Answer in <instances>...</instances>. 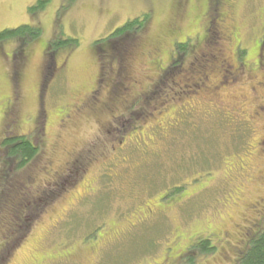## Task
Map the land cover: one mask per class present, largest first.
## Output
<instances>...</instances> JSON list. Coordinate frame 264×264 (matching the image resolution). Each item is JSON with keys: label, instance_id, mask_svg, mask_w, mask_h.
Instances as JSON below:
<instances>
[{"label": "rangeland", "instance_id": "obj_1", "mask_svg": "<svg viewBox=\"0 0 264 264\" xmlns=\"http://www.w3.org/2000/svg\"><path fill=\"white\" fill-rule=\"evenodd\" d=\"M35 2L0 0V32L28 24V9ZM180 2L182 0H76L63 14V2L48 0L46 8L33 21L41 28L40 38L23 47L28 61L24 60L21 67L23 74L19 83L9 80L10 75L13 76L10 56L15 53L17 44L7 42L0 45V125L1 109L6 102H10L11 96L19 98L17 109L21 118H31L38 109V84H48L54 78L43 97L47 121L50 129L53 128L56 116L64 104L73 95L80 92L85 94L93 86L97 74V54L93 48L96 41L107 38L127 21L144 14H149V24L144 34L138 37L133 49L137 45L145 47L149 43L159 45L164 48L161 66H168L161 77L156 73L149 75L156 79L150 104L147 106L146 101L138 104L134 125L141 128L150 139L155 132L154 125L152 118L146 116L153 111L146 107L154 106L156 101L162 103L158 100L167 95L175 96V91L180 92L176 85L178 83H181V91L186 88L192 82L186 81L187 78H198L196 72L199 70L195 67L209 69V84L218 88L215 91L217 99L231 107L238 103V107L243 105L244 109L250 110L251 106L264 101V90L258 85L262 81V74L251 72L254 69L251 64L255 58L256 40L264 34V0H241L239 3L234 26L242 44L240 51H245L241 60L235 57L236 44L234 47L226 45L214 36L213 17L208 20L200 17L205 8V0H188L184 13L178 9ZM54 37L75 38L78 46L74 50L66 48L56 52L52 60L46 48ZM175 40L180 44L177 48L180 52L171 62L169 49ZM222 54L235 68L239 67L236 80L228 75L226 79H221L224 69ZM54 63L59 70L52 77ZM242 63L246 66L244 69L239 66ZM247 65L251 66L250 70ZM184 97V92L177 95V99ZM143 108L148 109L147 112L142 113ZM207 110L206 106L197 104L193 110L172 112L173 126L170 125L161 136L156 133L153 143L148 141V152L144 157L140 151L128 149V169L120 168L113 182L106 177L101 178L93 186L96 191L90 190L81 198L73 199L75 194L71 193L72 198H67L66 203L57 207V211L62 212L59 219L64 221L53 225L54 220H37L4 264H67L66 251L74 254L79 264H156L163 258L174 234L188 238L204 233L209 227L229 228L239 224L243 204L253 202L261 195V191L247 182L252 178L248 177L250 171L235 173L237 181L231 185L234 189H243L239 195L243 204L233 206L232 201L237 196L227 182V169L239 165V157L247 161L250 168L264 167V159L256 160L253 157L248 160L243 149L247 148L245 142L248 138L239 135L237 126L226 123L222 115L207 116ZM127 120L126 117L123 121ZM127 126L128 123H125ZM95 127L93 122L79 124L74 133L65 138L62 147L69 149L76 146L84 149L86 144L89 152L100 151L101 142L107 144L111 137L105 129L103 139H95V144L90 145L94 141ZM50 133L52 135L54 130ZM248 143L251 144L250 140ZM105 148L110 151V143ZM6 156L7 150L0 146V162L4 159L0 163L3 176L0 178V255L3 254L5 234L10 232V236H13L15 232L9 231L14 226L10 225L9 213L5 208L11 202L15 203L18 197L20 203L23 201V206L27 205L30 197H40V192L30 193L33 183L31 171L36 162L24 170H15V163L7 161ZM4 177L7 181H3ZM18 185L21 189L16 198L11 191ZM38 186L39 183L35 189ZM175 187L180 188L181 193L178 195L183 198V203L167 211L165 218L156 216L154 220L158 218V225L152 223L151 226H138L132 233H125L119 242L106 244L91 257L87 256L86 248L99 240L96 226L101 219V212L110 213L111 216L118 210L127 212L128 206L132 205L129 203L131 193L135 197V207L144 199L158 203L163 192L171 193ZM218 253L215 248L209 254L198 252L195 264H216L223 260ZM190 259L193 260L192 257Z\"/></svg>", "mask_w": 264, "mask_h": 264}, {"label": "flooded vegetation", "instance_id": "obj_2", "mask_svg": "<svg viewBox=\"0 0 264 264\" xmlns=\"http://www.w3.org/2000/svg\"><path fill=\"white\" fill-rule=\"evenodd\" d=\"M187 1L182 0L178 4V9H182L180 12L184 13L185 7L188 5ZM240 1L205 0V8L200 16L204 17L205 20L213 17L212 24L214 25L215 37L222 40V42L224 41L223 43L226 45L234 47L236 44L234 48L237 60L242 44L239 42L238 31L234 26V22ZM174 43L169 49L171 62L177 56ZM93 48L97 54V74L93 86L85 94L80 92L73 95L64 104L56 116V123L54 122L55 126L53 128L50 129L47 121L43 97L48 92V86L51 85L50 82L54 78H51L52 80L48 84H41V82L38 84L36 91L38 109L31 118L24 119L18 114L19 98L11 96L10 102H6L1 109L0 146H4L12 140H18L20 146H25L27 143L34 156L19 170H24L36 162L35 168L31 171L33 183L30 193L40 192V197L39 195L35 196L34 199L30 197L27 205L23 206L22 201L17 206L18 216L16 218L18 217V223L14 225L16 228H13L15 229L13 238H9L7 242L2 243L3 253L7 246L13 242L14 236L19 234L18 230L23 226H28L29 232L33 224L40 219L45 221L54 220L53 225L63 222L64 220L59 219L62 212H58L57 207L66 203L65 201L71 197V193L75 194L73 199L81 198L87 195L90 190L96 191L93 186L101 178L106 177L113 182L118 177L120 168H129L128 149L131 148L136 152L140 151L144 157L148 152V141L153 143L156 133L161 136L172 125L174 120L172 112L175 110L183 113L193 110V107H197V104L206 106L208 108L206 111L207 116L222 115L226 123L237 126L239 135L245 139L248 138L245 142L247 148L243 147L248 160L253 157L256 160L264 159V101L251 106L252 109L250 110L244 109L243 105L238 107V103L233 104L231 107L217 99L215 91L218 88L212 86L211 83L209 84V69L203 68L202 70L201 67H195L199 70V72H196L198 78H187L186 81L192 82L186 88L183 87L184 89L181 91V83L176 84L173 82L174 85H178L179 93L175 91L173 93L175 96L170 97L167 95L168 99L164 102L158 103L156 101L154 106L146 107L153 111L146 116V118H152V124L154 125L155 132L151 134L152 138L150 139L134 123L138 114V104L146 101L148 106L149 101L152 100L151 96L156 86V79L149 75L156 73L161 77L167 70L168 66L164 68L161 66V55L164 48L149 43L137 50L136 48L133 49V38L121 45H115V43L108 40V37L102 40L99 47ZM255 51L254 62L251 64L254 69L251 72H261L262 81L258 82V85L260 89L264 90V34L256 40ZM222 57L224 58V61H222L224 69L221 72V79L233 76L232 79L236 80V76L240 71L239 67L235 68L232 62L226 59L225 55L222 54ZM138 58L141 61H135ZM10 61H12L11 68L13 70L17 68L14 64L13 54L10 56ZM23 65L19 66L15 75L12 77L10 75V81L15 80L16 83H19V80L22 79L21 67ZM239 66L244 69L245 65L242 63ZM247 66L250 70L251 66ZM58 70L59 67L54 63L51 72L52 77L56 76ZM139 74H141V77H139ZM181 92L186 93V97L177 99V95ZM147 110L144 109L141 112H147ZM126 117L128 120L125 122L123 120ZM83 122L87 124L93 122L96 125L94 141L90 145L95 144V139H103L104 131L107 129V133L111 137V140L108 141L110 151H106L105 146H108V143L106 144L105 141L101 142L100 151L98 152H89L86 144L83 146L84 149L76 146L69 149L62 147L65 138L74 133L78 125ZM125 123H128L129 127H125ZM51 130H54L52 135H50ZM249 140L251 144L248 143ZM239 161V165L227 169L226 179L228 184L231 185L237 181L235 173L250 171L248 177L252 176V178L247 182L253 187H258L261 191V195L257 196L253 202L243 204L241 197H239L243 189H234L231 185L237 196L232 201V205L239 206L243 204L240 223L233 224L229 228L216 227L212 229L209 227L204 233L188 238H183L181 234H174L171 243L164 251L163 258L156 264H195L197 252H193V247L205 242L209 243L210 247L217 249L219 257L221 256L220 258L223 259L218 261L221 263L216 262V264H238L239 259L248 249L251 240L264 231V167L255 166L250 168L247 161H244L241 157H239ZM37 183H39V186L38 189H35ZM182 199L180 195L173 196L170 191H165L158 203L153 200L147 202L144 199L135 207V197L131 193L129 203L132 205L128 206L127 212L118 210L112 216L110 213L101 212V219L97 223L98 226H96L99 231V240L97 243L89 244L93 245L86 248L87 256L91 257L92 254L97 253L106 244L119 242L125 236V233H132L133 229L138 226L149 224L151 226L152 223H157L158 218L154 220L156 216L160 215V217L165 218L167 211L175 209L183 203ZM24 238L16 242L15 247L6 256V260ZM182 240L183 244H181ZM191 257L193 260L190 259ZM65 259L67 264H79V261L74 258V254H69V251H66Z\"/></svg>", "mask_w": 264, "mask_h": 264}, {"label": "trees", "instance_id": "obj_3", "mask_svg": "<svg viewBox=\"0 0 264 264\" xmlns=\"http://www.w3.org/2000/svg\"><path fill=\"white\" fill-rule=\"evenodd\" d=\"M61 4L63 2L62 6V13L67 12V10L73 5V3L76 0H60ZM48 0H36V2L28 9L29 13V19L30 22L26 25L18 26L17 28L10 29V30H3L0 32V45L7 43V42H14L17 44L15 53H13V60L14 64H16V67L14 70L12 69L13 75H15L16 71L18 70L20 65L24 64V60H27V56L25 54V51L23 49L24 46L31 44L32 42L37 41L41 34V28L39 25L35 22V16L37 14H40L47 6ZM60 4V5H61ZM61 13V15H62ZM63 13V14H64ZM149 24V14H144L140 17L133 18L132 20L127 21L123 26L117 28L115 31H113L109 36L108 40L115 43V45H121L125 41L133 38V45H135L136 41L139 39L138 37H141L144 32L147 30ZM174 43L176 45V49L180 45L177 43V40ZM102 40L96 41L94 47H99ZM78 46V41L75 38H67V39H52L47 44V54L50 55V57L54 58V54L56 52L62 51V49H70L74 50ZM134 47V46H133ZM137 47H140L137 45ZM137 47H135L137 49ZM182 47V49H184ZM180 52V49H177V54ZM245 51H239L238 53V59L241 60L242 57H244ZM19 77V76H18ZM21 77V76H20ZM16 78V77H15ZM168 99V97H162V100H158L159 102H164ZM4 148L7 150V161L12 160L13 163H15V170H19L20 167H23L25 164H27L32 158H33V151L32 149L27 145L20 146L18 145V140H12L10 142H7L4 145ZM4 161V159H2ZM1 161L0 163H2ZM5 165V163H4ZM13 174L15 172L13 171ZM2 172H0V178H2ZM3 181H7L6 177L3 178ZM15 190L11 194L15 195L17 198V192L20 194L19 185L18 187L15 186ZM14 189V188H13ZM180 188L175 187L174 190L170 193L171 195L175 196L178 195ZM181 193V192H180ZM179 193V194H180ZM12 197V195H10ZM15 198V199H16ZM19 198H17V201L11 202L8 207L5 208V210H8L9 213V219H10V225H15L18 223L16 216H18V208L17 206L20 204ZM14 203V204H13ZM2 206V204L0 205ZM2 211V209H0ZM4 210V212H5ZM13 228H16L15 226ZM15 229H9V231H12ZM19 234L14 236L15 238L12 239L13 242L9 244L5 250V252L0 256V264H4L5 258L8 255V253L11 251L12 248L15 247L17 244L16 242H19V240L23 239L27 232H28V226H23L21 229L18 230ZM11 233L7 232L5 234L6 240L4 242H7L9 238H13V236H10ZM200 252V254H209L214 251L213 247H210L209 243H202L195 247H193V252ZM193 264V263H192ZM238 264H264V231L260 232L256 235L255 238H253L250 242V245L248 249L244 252L243 256L239 259Z\"/></svg>", "mask_w": 264, "mask_h": 264}]
</instances>
